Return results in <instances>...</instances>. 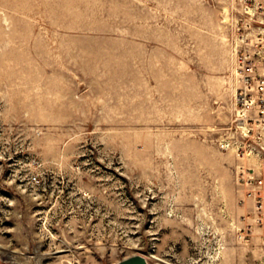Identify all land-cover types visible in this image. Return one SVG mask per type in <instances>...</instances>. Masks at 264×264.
Listing matches in <instances>:
<instances>
[{
    "label": "rangeland",
    "instance_id": "374dc122",
    "mask_svg": "<svg viewBox=\"0 0 264 264\" xmlns=\"http://www.w3.org/2000/svg\"><path fill=\"white\" fill-rule=\"evenodd\" d=\"M240 27L237 0H0V264H264Z\"/></svg>",
    "mask_w": 264,
    "mask_h": 264
},
{
    "label": "built area",
    "instance_id": "2783aa9c",
    "mask_svg": "<svg viewBox=\"0 0 264 264\" xmlns=\"http://www.w3.org/2000/svg\"><path fill=\"white\" fill-rule=\"evenodd\" d=\"M239 39L237 46L241 87L235 101L239 129L257 143L253 150L264 156V0H237ZM264 176V173H263ZM256 202V213L264 222V180L248 182Z\"/></svg>",
    "mask_w": 264,
    "mask_h": 264
},
{
    "label": "water",
    "instance_id": "95a60500",
    "mask_svg": "<svg viewBox=\"0 0 264 264\" xmlns=\"http://www.w3.org/2000/svg\"><path fill=\"white\" fill-rule=\"evenodd\" d=\"M118 264H150V263H148L145 257L141 255H135V256L122 260Z\"/></svg>",
    "mask_w": 264,
    "mask_h": 264
},
{
    "label": "bare ground",
    "instance_id": "6f19581e",
    "mask_svg": "<svg viewBox=\"0 0 264 264\" xmlns=\"http://www.w3.org/2000/svg\"><path fill=\"white\" fill-rule=\"evenodd\" d=\"M165 264H167V263H165Z\"/></svg>",
    "mask_w": 264,
    "mask_h": 264
}]
</instances>
